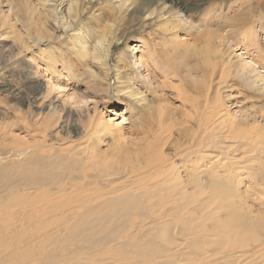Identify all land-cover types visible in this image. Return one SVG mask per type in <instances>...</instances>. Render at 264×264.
<instances>
[{
	"label": "bare ground",
	"instance_id": "bare-ground-1",
	"mask_svg": "<svg viewBox=\"0 0 264 264\" xmlns=\"http://www.w3.org/2000/svg\"><path fill=\"white\" fill-rule=\"evenodd\" d=\"M249 1L243 2L246 9L239 6L242 13L237 11L236 19L225 23L232 28L241 22L237 36L244 37V47L260 51L251 35L259 18ZM74 5L67 7L70 21L62 16L67 28L76 26ZM172 25L167 22L157 34L167 38ZM75 32L72 39L88 54L93 35L82 28ZM225 32L205 29L196 35L195 45L178 43L190 46L187 56L178 55L177 43L160 53L150 51L151 77L159 76L158 87L164 91L171 88L182 110L166 101L159 104L158 126L151 118L120 164L106 161L113 144L100 151L105 135L116 128L99 114L95 120L88 117L81 141L59 136L64 125L42 116L27 120L18 109L14 120L0 121V264H261L264 216L256 211L264 214V106L239 119L226 107L223 91L239 84L264 100V86L257 87L260 72L253 66V54L244 62L241 52L237 65L222 54V47H233L230 32ZM201 44L208 56L214 45L215 60L204 55L189 63L202 52ZM162 53L164 60L159 59ZM142 66L138 59L133 69ZM233 67L239 79L232 78ZM139 74L119 77L130 86L144 83V74ZM39 93L34 91V100L25 98L26 103L37 102ZM159 94L154 90L151 100H162ZM10 110L6 107L0 116ZM79 127L77 123L73 130L80 133ZM244 182L251 188L240 190ZM244 195L251 205L236 203Z\"/></svg>",
	"mask_w": 264,
	"mask_h": 264
},
{
	"label": "rangeland",
	"instance_id": "rangeland-1",
	"mask_svg": "<svg viewBox=\"0 0 264 264\" xmlns=\"http://www.w3.org/2000/svg\"><path fill=\"white\" fill-rule=\"evenodd\" d=\"M73 1L78 13L76 21L74 20L76 26L67 28L68 25H64V22L70 21L67 7ZM244 1L180 0L179 3L178 0L177 3L173 0H0V111L6 107L12 109L11 114H5L7 117L0 116V121L14 120L15 114L18 113L27 120L42 116V119H47L57 126L64 125V130L59 131V136L66 138L69 136L72 140L81 141L80 136L88 132L90 123L88 117L95 120L99 114L116 128L105 135V146H102L100 151L105 150L107 144H113L106 161L113 165L120 164L126 159L128 147L131 148L133 143L143 136L140 131L147 126L151 118L158 126L159 104L163 105L166 101L169 106L178 108L180 113L182 110L181 103L171 88L170 91H164L158 87L159 76L150 75V69L153 67L147 56L154 49L160 53L163 48L169 46L174 48L177 43V50L180 51L178 55L184 53V56H187L186 47L190 46L181 44L179 46L178 43L188 42L195 45L196 35L205 29H212L213 32L223 31L225 34L227 30L230 32L233 47H230V44L222 47L224 52L222 54L226 59L229 56L228 59H232L236 65L240 62L241 52L244 62H249V56L253 54L255 56L253 66L260 72L257 87L264 86V62L259 58L264 52V0H253L254 3L251 0L252 7L256 6L257 18L261 19V22L257 19V23H254L256 29L253 27L254 34H251L255 36L256 44L262 47L260 51L258 49L255 51L249 45L247 48L244 47V37L237 36V28L241 22L232 28L229 27L231 22L225 23L227 20L236 19L237 11L242 13L239 6L246 9L248 5L243 4ZM167 22L173 24L171 27L174 26V30L164 38L157 32L161 31ZM242 26L246 28L245 25ZM81 28L86 31L85 33L93 35L88 41V54L76 39H72L76 34L75 30L80 32ZM173 33L175 34L172 38ZM127 46L131 48L127 49ZM200 48L202 52L200 53L199 49L193 54L189 63L195 64L196 60L204 55L210 57L211 61L215 60L214 45L208 48L210 56L207 55L205 51L207 47L204 44H201ZM168 51L171 54L176 50ZM165 57L166 53L159 55L160 60H164ZM138 59L143 66L134 71L133 65ZM104 61L108 63V67ZM232 72L231 77L239 79L234 76L235 67ZM119 73L144 74V83H133L128 86L126 78H120ZM227 74L229 73L225 72V75ZM196 76L199 80L205 81L203 74ZM8 86L13 87L12 93L7 90ZM228 89L223 91L226 107L239 119L244 118V115L254 114L264 106V100L253 97L249 88L231 84ZM154 90H157L160 96L164 95L162 100L156 102L151 100ZM34 91H40L41 94L39 93L37 102L29 106L25 98L34 100ZM126 91L134 92L135 95L130 97ZM12 103H15V106ZM149 103L153 104L149 106ZM146 106L151 109V113L145 112ZM40 112L41 115H37ZM77 123L81 128L80 133L73 130ZM169 124L168 122L167 125ZM251 125H254V121L249 126ZM21 135L26 136L22 133ZM248 184L244 182L238 188L240 190L251 188ZM244 196L235 202L239 206L251 205L252 200L247 198V195ZM256 215L264 216L260 211H256ZM3 222L4 220L0 221V224Z\"/></svg>",
	"mask_w": 264,
	"mask_h": 264
}]
</instances>
